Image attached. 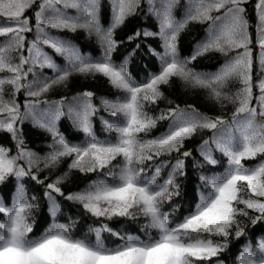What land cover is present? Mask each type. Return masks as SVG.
<instances>
[{
  "label": "snow or ice",
  "instance_id": "6c2138e0",
  "mask_svg": "<svg viewBox=\"0 0 264 264\" xmlns=\"http://www.w3.org/2000/svg\"><path fill=\"white\" fill-rule=\"evenodd\" d=\"M141 2L110 0V21L104 27L100 22L103 0H0V132L9 134L15 144V154L0 144V185L9 177L17 181L11 206L0 201V214L5 218L0 220V264H221V254L230 247L229 237L239 240L245 236L246 221L253 226L264 221V161L251 166L244 163L264 157V0H257L254 5V26L247 19L244 6L250 0H189L181 19L173 14L181 0H147L149 10L159 20V31L137 30L127 41L141 35L159 36L164 52L160 54L149 47L161 66L142 83L134 80L128 69V60L139 44L122 63L112 59V53L122 43L114 39V31L127 17L136 14ZM66 9H74L76 14L69 15ZM29 12L31 15H26ZM192 22L208 24L206 38L194 46L190 55L181 57L178 37ZM253 27L254 37L250 33ZM49 29L73 33L84 30L97 38L102 55L87 58L72 44L51 35ZM33 32L34 37L29 40L28 34ZM43 46L62 57L65 65L59 66ZM209 53L226 58L217 71L199 72L190 66ZM257 60L259 71L254 82ZM44 68L51 69L53 75L41 78ZM97 74L123 93L115 99L101 100L104 111L120 118L119 122L102 120L105 130L115 133L116 138H97L92 117L99 109L92 102L94 93L84 91L74 98L78 101L75 108L68 106L67 115L84 133L85 141L70 143L57 128V121L66 115L64 99L41 98L56 86H67L73 75ZM174 78L187 87L204 90L221 108L233 105L231 118L210 116L191 105L188 109L177 105L160 110L159 115L150 114L146 105L164 99L161 86L170 85ZM21 91L31 98L23 104V111L17 101ZM41 104L47 107L41 109ZM26 120L52 136L51 151L44 157L26 147L22 130ZM164 120L169 121L167 130L148 138ZM204 130L212 133L200 145L204 162L217 165L213 152L218 151L227 158V167L220 175L199 177L211 191L205 194L201 190L193 208L173 223L172 217L179 209L172 201L181 195L177 176L187 175L186 158L192 156L190 150H181L185 141ZM174 153V161L143 167L146 161L172 157ZM66 157L72 158L69 171L51 182L45 183L47 177L40 179L33 172L34 168L41 170V163L44 169L57 167ZM169 165L167 176L157 183L162 169ZM72 170L82 174L101 172L113 182L101 179L83 191L66 195L60 185ZM25 177L44 185L52 217L51 225L36 238H29V234L33 231L30 218L38 207V198L28 196L21 182ZM53 193L79 203L98 220L144 217V227L155 235L148 234L146 239L121 235L105 223L91 229L94 243L74 238L69 225L55 222L60 205ZM165 204L171 207L165 210ZM103 232L123 242L108 247L101 238ZM256 248L245 247L237 264H264V239L258 241Z\"/></svg>",
  "mask_w": 264,
  "mask_h": 264
},
{
  "label": "trees",
  "instance_id": "16d2710c",
  "mask_svg": "<svg viewBox=\"0 0 264 264\" xmlns=\"http://www.w3.org/2000/svg\"><path fill=\"white\" fill-rule=\"evenodd\" d=\"M257 0H250L249 3L244 5L247 11V19L251 25L257 23V17L254 10V5ZM158 3V0H157ZM189 0H181L180 5L177 9H174V17L181 19L187 11ZM150 6L147 0H142L140 7L136 14L127 17L125 23L118 27L114 31V39L122 41L116 50L112 53V59L115 63L119 64L124 61L126 57H129V53L136 49V45L140 47L136 49L135 55H132L128 60V69L130 75L137 82H144L147 78L160 70L161 62L158 56L151 54L148 49L151 46L156 49L160 54H163V41L159 36H144L134 39L132 42L127 41V37L132 35L135 31L140 30L143 32L147 30L149 32L159 31V20L149 10ZM69 15H75L74 9L65 10ZM215 14V13H214ZM31 15V13H26ZM110 21V0H103L102 8L100 11V22L101 25L107 27ZM208 24L204 23H190L187 28L178 37V53L181 57L188 56L192 53L194 46L203 41L206 38V30ZM49 32L54 37L64 40L67 43L72 44L76 47L82 55L90 59H97L102 55V49L98 43L97 38L92 35L89 36L84 30H78L76 32L69 31H56L49 29ZM250 33L254 37V27L250 28ZM34 32L28 34V39L31 40L34 37ZM45 51L54 56L55 61L59 66L63 67L65 61L62 57L55 55L53 50L43 46ZM254 56L257 53L254 52ZM226 58L218 53H209L202 57H199L192 65L196 71L199 72H215L219 69ZM40 72L39 69H37ZM259 71L258 60L254 63V82L257 80L255 73ZM53 75L52 70L44 68L41 73L43 76ZM31 80L32 77L29 76ZM233 85L232 90H235ZM164 92V99L158 100L154 105H146V110L152 115H159L160 110L168 109L180 106L181 109H188L191 105L201 113H205L210 116L223 115L226 119L231 118L233 111V105L227 104L221 108L220 105L210 100L207 93L201 89H194L185 86L180 80L173 79L170 85L161 86ZM7 89V86H6ZM84 91H91L94 93L92 98L93 104L99 109L96 115L92 117L93 129L98 139L104 141H114L116 138L115 133L107 132L104 128L102 120H109L112 122H119V117H113L108 112L104 111L101 106V100L104 98L115 99L116 97L123 96V93L114 89L108 82L107 78L97 75H73L67 82V86H56L50 92L46 93L41 99H47L49 101H60L64 99V111L66 115L57 121V128L61 134L70 143H83L85 141V135L79 131L75 126L73 118L67 115L68 106L76 107L78 104L75 97H78ZM256 89L254 88V95ZM7 98V96H6ZM31 98L26 97L23 91L17 95V101L22 105ZM172 103L169 104L168 101ZM47 105L41 104L40 108H46ZM169 126V121H160L156 128L150 133L148 138H152L165 132ZM23 135L25 139L26 147L38 156L44 157L48 152L51 151L49 145L52 144V136L47 131L34 127L31 120H26L22 125ZM144 136L143 133L140 134ZM212 136V133L204 130L198 133L190 140L185 141V147L181 151L190 150L192 156L186 158V176H177V182L181 186V195L179 198H174L172 204L178 205V211L172 217L173 223L179 220L183 215L187 214L198 202L199 192L202 190L205 194L211 191L210 186H205L200 180L201 175L213 176L220 175L227 167V158L218 151H214V158L218 160V164L213 166L204 162L203 157L200 154V145L203 139H208ZM0 144L10 147L11 153L15 154V144L11 140L10 135L7 133L0 132ZM214 147V146H213ZM176 154L172 157L162 156L159 160L146 161L143 165L144 168L148 169L154 164H159L163 160H173ZM71 157L62 158L60 164L57 167L51 169H44L43 164H40V171L35 168L33 172L39 176L40 179H44L45 183L55 180L58 176H63L65 172H68V165L71 162ZM120 159L119 157L117 158ZM264 161V157H257L255 160H245L246 166L255 165L258 162ZM113 163H116L115 161ZM171 165L162 169L161 176L158 178L157 183L163 181L167 176ZM108 169L104 170L107 173ZM101 172H93L82 174L79 171L72 170L68 178L60 185L62 191L67 195L69 193H76L83 191L89 184L98 180H106L112 183V178L106 176ZM151 175V172L148 173ZM26 189L29 197L35 195L38 199L35 203L38 205L37 208L33 209L32 218L30 222L34 224L33 231L29 234V238L39 237L52 223V217L48 209V201L44 197V185L37 184L29 177H25L21 181ZM17 181L15 177H9L8 180L0 185V201L4 202L6 206H11V202L14 200L15 186ZM57 202L60 205V211L55 217V222L60 224H66L70 226V233L74 238L87 239L89 242H95V233L91 229L100 226L101 224H108L112 229L119 232L121 235H133L140 239H146L148 234L155 235L150 229L144 227L145 218L138 217L136 219L120 218L115 217L111 220H99L92 217L89 213H86L82 205L79 203L68 201L64 197L58 196L53 193ZM171 207L169 204L164 205V209L167 210ZM240 207H243L242 205ZM250 215L254 213L249 210ZM4 216L0 214V220H4ZM245 219V218H241ZM245 236H242L239 240L229 237L230 247L226 252L222 253L221 264H237V258L242 253L245 247L257 250L256 246L259 240L264 239V221L259 222L253 226L250 222L246 221ZM101 238L105 245L108 247H115L122 243L120 239L112 235L109 232H103ZM219 239V238H214Z\"/></svg>",
  "mask_w": 264,
  "mask_h": 264
}]
</instances>
